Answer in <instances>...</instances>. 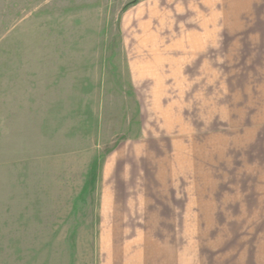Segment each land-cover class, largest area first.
<instances>
[{
    "label": "rangeland",
    "instance_id": "rangeland-1",
    "mask_svg": "<svg viewBox=\"0 0 264 264\" xmlns=\"http://www.w3.org/2000/svg\"><path fill=\"white\" fill-rule=\"evenodd\" d=\"M238 8L0 0V264L244 258L264 236V53Z\"/></svg>",
    "mask_w": 264,
    "mask_h": 264
},
{
    "label": "crops",
    "instance_id": "crops-1",
    "mask_svg": "<svg viewBox=\"0 0 264 264\" xmlns=\"http://www.w3.org/2000/svg\"><path fill=\"white\" fill-rule=\"evenodd\" d=\"M200 3V9L205 13L213 11V7L217 0H197ZM240 11L241 19L234 25V28H242V32L246 33L247 28H256L253 33H258L260 52L264 53V0H242V9ZM253 17H257L256 20ZM201 22L202 17H200ZM254 20V21H253ZM253 21V22H252ZM204 22V21H203ZM251 23H253L251 25ZM202 26V25H201ZM233 26V25H232ZM251 248L245 246L243 250L244 258L234 260L233 264H264V236L255 238ZM168 264V263H162Z\"/></svg>",
    "mask_w": 264,
    "mask_h": 264
}]
</instances>
